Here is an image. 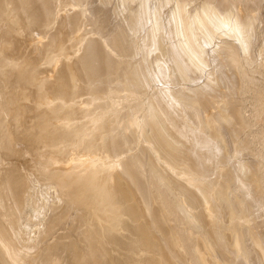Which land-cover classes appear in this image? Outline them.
I'll return each instance as SVG.
<instances>
[{
  "label": "bare ground",
  "instance_id": "1",
  "mask_svg": "<svg viewBox=\"0 0 264 264\" xmlns=\"http://www.w3.org/2000/svg\"><path fill=\"white\" fill-rule=\"evenodd\" d=\"M262 210L264 0H0V264H264Z\"/></svg>",
  "mask_w": 264,
  "mask_h": 264
},
{
  "label": "rangeland",
  "instance_id": "2",
  "mask_svg": "<svg viewBox=\"0 0 264 264\" xmlns=\"http://www.w3.org/2000/svg\"><path fill=\"white\" fill-rule=\"evenodd\" d=\"M261 212V213H260ZM262 214V215H261ZM264 211L262 210V211H257L256 212V216L259 218V216H260V220H262V221H264Z\"/></svg>",
  "mask_w": 264,
  "mask_h": 264
}]
</instances>
